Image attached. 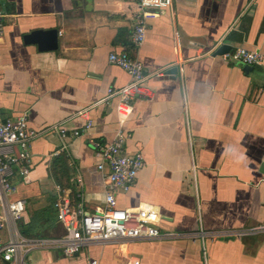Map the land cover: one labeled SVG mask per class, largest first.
<instances>
[{
  "label": "crops",
  "instance_id": "obj_1",
  "mask_svg": "<svg viewBox=\"0 0 264 264\" xmlns=\"http://www.w3.org/2000/svg\"><path fill=\"white\" fill-rule=\"evenodd\" d=\"M137 0H0V113H28L30 128L42 135L31 143L26 178L15 177L17 197L26 201L21 223L41 216L50 224L57 200L55 152L68 157L73 193L82 190L85 207L105 205L106 176L93 141H112L119 129L108 89L130 81L110 62L128 51L149 75L150 98H137L124 127L128 154L141 152L144 166L118 206L158 207L153 240L93 244L66 255L36 249L31 264H264V233L243 238L229 234L264 223V65L247 72L240 62L214 55L221 46L264 53V0H174L171 9L148 19L147 37L133 47ZM59 30V46L40 51L26 44L33 30ZM180 34L176 48L173 34ZM178 66L176 78L162 72ZM160 73V74H159ZM86 111V113H85ZM84 112V113H82ZM88 118L93 125L78 137ZM70 134L62 140L50 128ZM65 143V148L62 147ZM80 179V180H79ZM79 180V182H78ZM202 232H219L203 236ZM0 228V243L10 238Z\"/></svg>",
  "mask_w": 264,
  "mask_h": 264
},
{
  "label": "built area",
  "instance_id": "obj_2",
  "mask_svg": "<svg viewBox=\"0 0 264 264\" xmlns=\"http://www.w3.org/2000/svg\"><path fill=\"white\" fill-rule=\"evenodd\" d=\"M174 0H137L131 41L133 47L140 48L147 37L148 19L158 16L162 10L171 9ZM4 32V23L0 20V35ZM176 48H180V34H173ZM225 60L240 62L244 65H264V53L244 47L236 48L221 55ZM110 62L124 69L130 81L117 88H109L103 102L116 99L115 110L119 129L115 138L105 144L93 141L92 146L99 150L102 158L98 168L108 169L106 176L105 205L97 206L94 211L85 207L84 194L81 189L73 193L72 188L56 185L57 200L55 208L58 222L63 227V234L54 237L36 238L24 236L19 230L26 212V201L17 197L19 190L15 177L26 178L32 162L31 143L43 134L28 124V113L17 117H3L0 113V228L10 230L7 242L0 243V264H31L29 255L36 249H59L66 255H74L93 245H104L114 241L153 240L176 234H164L158 228L160 211L151 203H143L135 208L118 206L117 194L129 192L136 184L138 174L144 166L141 152L128 154L126 149L130 133L124 124L133 112V102L137 98H150L147 75L143 63L128 51L113 52ZM160 74V73H159ZM165 73L162 72V75ZM84 113V112H82ZM86 113V111H85ZM93 122L88 118L83 130H74L73 137H78L90 129ZM62 140L70 135L65 128L53 125ZM65 148V143L62 145ZM57 150L54 155H59ZM80 180V179H79ZM78 180V182H79ZM264 187V181H263ZM219 232H202L203 236ZM264 233V223L240 228L229 234L234 237H247ZM93 260L90 264H97ZM126 264H141L137 258Z\"/></svg>",
  "mask_w": 264,
  "mask_h": 264
},
{
  "label": "trees",
  "instance_id": "obj_3",
  "mask_svg": "<svg viewBox=\"0 0 264 264\" xmlns=\"http://www.w3.org/2000/svg\"><path fill=\"white\" fill-rule=\"evenodd\" d=\"M54 166L52 169L53 177L59 182V185L63 187H72L73 184L70 183L72 177V170L67 163L68 157L64 153H60L55 156ZM51 210L55 216H52L50 220V224L47 226H42L41 216L32 217L29 223H21L20 231L24 236L27 237H36V238H46V237H54L63 234V227L58 222L57 219V211L55 207H52Z\"/></svg>",
  "mask_w": 264,
  "mask_h": 264
},
{
  "label": "water",
  "instance_id": "obj_4",
  "mask_svg": "<svg viewBox=\"0 0 264 264\" xmlns=\"http://www.w3.org/2000/svg\"><path fill=\"white\" fill-rule=\"evenodd\" d=\"M24 42L26 44H35L38 46L40 51H54L59 46V30L58 29H49V30H33L30 33L24 35ZM231 51L228 50V46H221L214 55H223ZM253 67L251 65H245L244 70L247 72ZM179 73V67L174 66L165 71V78L172 77L176 78ZM262 173H264V162L262 164Z\"/></svg>",
  "mask_w": 264,
  "mask_h": 264
}]
</instances>
